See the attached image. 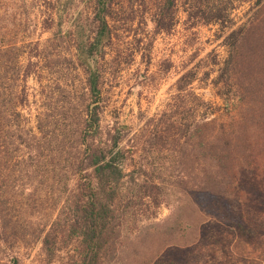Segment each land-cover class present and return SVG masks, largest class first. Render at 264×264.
Instances as JSON below:
<instances>
[{
    "label": "trees",
    "instance_id": "16d2710c",
    "mask_svg": "<svg viewBox=\"0 0 264 264\" xmlns=\"http://www.w3.org/2000/svg\"><path fill=\"white\" fill-rule=\"evenodd\" d=\"M43 2L51 36L33 44L35 54L25 42H0V261L24 264L37 247L32 264L123 263V238L137 217L132 201L150 198L158 207L166 184L140 161L156 149L128 148L132 130L104 123L103 63L120 67L142 45L149 51L156 34L174 29L180 9L190 27L222 31L227 57L211 83L227 112L184 122L176 111V193L190 213L140 264H189L226 232L249 242L263 237L245 209L264 210V0ZM246 3L237 22L234 12ZM70 67L72 77L63 76ZM47 74L54 82L35 96L31 119L27 83ZM195 80L184 72L176 88ZM165 116L133 137L154 146L175 126L163 131Z\"/></svg>",
    "mask_w": 264,
    "mask_h": 264
},
{
    "label": "rangeland",
    "instance_id": "374dc122",
    "mask_svg": "<svg viewBox=\"0 0 264 264\" xmlns=\"http://www.w3.org/2000/svg\"><path fill=\"white\" fill-rule=\"evenodd\" d=\"M248 7L249 4H243L234 12L237 22H241ZM44 14L43 0H0V42L10 39L25 42V49L35 54L33 44L39 41L42 46L51 36V32L44 30ZM221 34L219 26L214 24L190 27L180 9L174 29L170 33L156 34L149 51L142 45L145 49L134 58L128 57L131 50L127 51L124 54L128 59L120 67L115 63H103L107 72L103 90L104 123L115 122L132 130L130 140L125 143L128 148L140 144L147 150L156 149L155 154L144 152L140 161L153 169L151 172L156 180L166 184L160 206L156 207L150 198L132 201V211L137 217L130 221L123 238L122 264H140L144 256L154 254L170 242L164 235L166 229L177 226L179 220L190 213L188 204L182 203L176 193V111L184 122L212 116L213 110L216 116L227 112L225 102L211 83L227 57ZM59 68V65L55 66L54 71ZM187 71L196 73V80L180 92L176 81ZM61 74L71 76V67ZM42 78V83L36 77H31L27 83L32 109L26 112L31 119L37 114L35 96L43 86L54 82L51 74ZM166 110L167 116L160 128L164 131L171 122L175 126L160 134L162 140L153 146L145 143V138L133 137L151 118H157ZM147 135L145 132L144 137ZM245 212L250 215L252 224L264 228V210L245 209ZM221 236L218 243L197 250L189 264H264V236L252 242L227 232ZM37 250L36 247L31 252V258H24V264L34 262ZM0 264L11 262L3 260Z\"/></svg>",
    "mask_w": 264,
    "mask_h": 264
}]
</instances>
